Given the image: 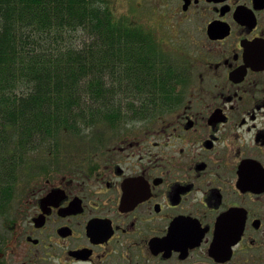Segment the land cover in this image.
I'll return each mask as SVG.
<instances>
[{
	"label": "flooded vegetation",
	"instance_id": "flooded-vegetation-1",
	"mask_svg": "<svg viewBox=\"0 0 264 264\" xmlns=\"http://www.w3.org/2000/svg\"><path fill=\"white\" fill-rule=\"evenodd\" d=\"M97 1L117 112L0 185V264H264V0Z\"/></svg>",
	"mask_w": 264,
	"mask_h": 264
},
{
	"label": "trees",
	"instance_id": "trees-1",
	"mask_svg": "<svg viewBox=\"0 0 264 264\" xmlns=\"http://www.w3.org/2000/svg\"><path fill=\"white\" fill-rule=\"evenodd\" d=\"M119 24L97 0H0L1 186L117 112L103 74L119 72Z\"/></svg>",
	"mask_w": 264,
	"mask_h": 264
},
{
	"label": "rangeland",
	"instance_id": "rangeland-1",
	"mask_svg": "<svg viewBox=\"0 0 264 264\" xmlns=\"http://www.w3.org/2000/svg\"><path fill=\"white\" fill-rule=\"evenodd\" d=\"M121 12H113V14H114V16H118V14H120ZM86 131H87V129L86 128H84L83 129V132L84 133H86ZM67 134H66V137L65 138H69V137H71L72 135L71 134H74V133H71V132H66ZM34 156V158H36V160H34V163H36L35 165H33L30 169H32V168H36V167H41V166H43L42 165V158L45 156L43 153L41 154H39V153H37V154H35V155H33Z\"/></svg>",
	"mask_w": 264,
	"mask_h": 264
}]
</instances>
